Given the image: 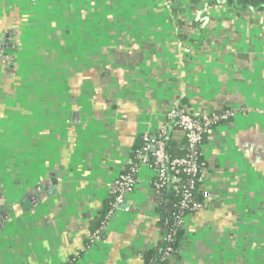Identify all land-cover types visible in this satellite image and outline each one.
<instances>
[{
	"label": "crops",
	"instance_id": "1",
	"mask_svg": "<svg viewBox=\"0 0 264 264\" xmlns=\"http://www.w3.org/2000/svg\"><path fill=\"white\" fill-rule=\"evenodd\" d=\"M176 106L235 115L206 136L212 200L174 264H264V9L0 0V264H145L163 229L148 168L92 230Z\"/></svg>",
	"mask_w": 264,
	"mask_h": 264
},
{
	"label": "built area",
	"instance_id": "2",
	"mask_svg": "<svg viewBox=\"0 0 264 264\" xmlns=\"http://www.w3.org/2000/svg\"><path fill=\"white\" fill-rule=\"evenodd\" d=\"M234 115V109H225L221 113H198L180 106L172 108L167 115L168 121L186 139L189 154L183 158L168 160L165 142L157 136L146 135L144 148L136 155L138 162L132 164L129 171L119 176L113 183L110 191L112 210L107 215L108 221L134 191L137 183V178L135 179L134 175L138 174L140 167H146L154 172L153 185L157 192H162L168 187V190L172 189L179 198L178 205L182 209L189 213L203 210L212 200L210 193L203 188L205 166L199 164L198 161L202 156L203 141L212 129L230 120ZM167 129V127L163 128L161 135H165ZM169 171L172 173L170 176L168 175ZM184 175L186 180L183 178ZM197 187L202 188L201 201L195 200L194 193ZM178 222L179 226L184 227L183 219L180 218Z\"/></svg>",
	"mask_w": 264,
	"mask_h": 264
},
{
	"label": "trees",
	"instance_id": "3",
	"mask_svg": "<svg viewBox=\"0 0 264 264\" xmlns=\"http://www.w3.org/2000/svg\"><path fill=\"white\" fill-rule=\"evenodd\" d=\"M207 1H211V0H207ZM212 1L226 2L235 5L240 3L243 4V6L246 7L247 9L255 8V7L264 9V0H226V1L212 0ZM174 131H178V129L172 125L171 128L168 127L165 135H161V133H159L158 136L156 135L165 142L166 158L168 160L183 158L189 154L188 144L185 138H183V140L179 142L172 139L171 134ZM205 139L203 141V145L205 143ZM142 149L143 148H141L140 150ZM198 161L199 164H204L205 166L203 152H202V156L199 157ZM137 162L138 160L134 158V163ZM168 175L169 176L172 175L171 171L168 172ZM134 176H135L134 178L136 179L137 175L135 174ZM183 178L184 180L187 179L185 175L183 176ZM152 187L156 200L159 203L158 209L163 224L162 239L155 248L145 251V253H143V258L145 260V264H174V261L177 259L179 255L178 253L180 249V244L184 237V232H185L184 227L182 225L179 226L178 221L180 220V218L184 219L187 215L192 213H189V211L179 207L178 205L179 198L175 195L172 189H170L169 191L168 190L169 188L167 187L164 191L157 192L154 185ZM199 188L200 187L196 188L194 195H195V200L201 201L202 188L200 189ZM111 200L112 197L110 196L105 203V208L103 210L102 215L94 225V228L92 230V235H93L92 239L96 237H100V234H102L101 231H103V228H105V224L108 221L107 215L112 210V207L110 205ZM90 243H92V241L89 240L88 244Z\"/></svg>",
	"mask_w": 264,
	"mask_h": 264
},
{
	"label": "water",
	"instance_id": "4",
	"mask_svg": "<svg viewBox=\"0 0 264 264\" xmlns=\"http://www.w3.org/2000/svg\"><path fill=\"white\" fill-rule=\"evenodd\" d=\"M53 183H56V181L54 180ZM124 202H125V201H124ZM120 207H121V205H120ZM120 207H119V209H120ZM119 209H118V210H119ZM115 215H116V214H115Z\"/></svg>",
	"mask_w": 264,
	"mask_h": 264
},
{
	"label": "rangeland",
	"instance_id": "5",
	"mask_svg": "<svg viewBox=\"0 0 264 264\" xmlns=\"http://www.w3.org/2000/svg\"><path fill=\"white\" fill-rule=\"evenodd\" d=\"M152 173H153V175H154V172L152 171V170H150Z\"/></svg>",
	"mask_w": 264,
	"mask_h": 264
}]
</instances>
